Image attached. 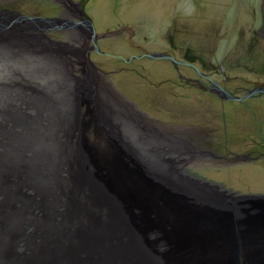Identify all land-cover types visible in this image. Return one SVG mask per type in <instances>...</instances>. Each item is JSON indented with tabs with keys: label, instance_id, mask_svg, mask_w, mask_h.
Here are the masks:
<instances>
[{
	"label": "water",
	"instance_id": "water-1",
	"mask_svg": "<svg viewBox=\"0 0 264 264\" xmlns=\"http://www.w3.org/2000/svg\"><path fill=\"white\" fill-rule=\"evenodd\" d=\"M59 1L78 21L0 11V33L45 39L44 31L74 28L83 35L81 46L36 41L65 71L48 90L26 86L38 94L36 114L32 105L15 114L19 107L3 100L21 124L0 120L8 134L0 139V264H264V194L187 173L182 160L193 152L144 119L136 120L146 136L123 129L112 118L117 103L99 99L102 76L90 52L101 53L99 38L130 28L96 33L86 0ZM218 92L243 100L264 86L241 98Z\"/></svg>",
	"mask_w": 264,
	"mask_h": 264
},
{
	"label": "rangeland",
	"instance_id": "rangeland-1",
	"mask_svg": "<svg viewBox=\"0 0 264 264\" xmlns=\"http://www.w3.org/2000/svg\"><path fill=\"white\" fill-rule=\"evenodd\" d=\"M64 4L69 3L59 0H5V5L0 7H8L9 11L29 16L78 21L74 15L71 18H61L63 9L60 5ZM261 4L262 0L85 1V11L91 18L96 33L126 27L135 31L132 39L123 31L99 38L97 44L101 53L95 50L90 52V59L102 77L104 74L103 80L110 84L116 97L129 103L128 105L134 104L135 106H130L143 117L141 119L159 122L160 128L168 129L169 125H178L196 129L192 134L201 149H205L201 145L203 135L214 133V137H217L216 146L206 149L216 155H227V158L216 159L206 155L205 159L195 160L187 156L181 166H184L183 169L187 166V173L221 183L226 188L243 194H264V158L243 163L230 160L235 155L254 148L250 144L247 125L251 122L253 135L257 138L259 125L252 123V111L260 113L258 118L263 121L264 127V96L263 101L250 100L253 109L249 104H223L222 101L208 97L206 92L195 91L194 87L187 86L181 78L195 76L199 71L212 78L219 76V73V78H226V83L230 86L239 84L249 88V80L264 76V59L254 56L259 46L257 33L253 30L261 29L264 21V5L262 7ZM73 29L44 31V34L53 40L52 43L62 44L70 41L67 31ZM74 33L77 35L74 38L81 42L79 30L74 29ZM17 35L19 38L16 40L21 45V33ZM30 38L31 48H34L37 40L45 42L39 36ZM84 42L87 47L93 45L92 41ZM52 43L49 47H54ZM139 46L144 49L140 50ZM147 52L172 53L175 56L173 58L184 60L185 63L180 61L175 64L167 59H152L145 55ZM186 61L194 63L198 69L186 65ZM221 64L224 66L222 73ZM178 65L179 74L183 77L177 74L175 66ZM233 88L238 87H231ZM5 95L10 97L9 94ZM198 97L202 100L199 101ZM224 123L229 133L227 146L223 142ZM234 141L236 142L232 146L231 142Z\"/></svg>",
	"mask_w": 264,
	"mask_h": 264
},
{
	"label": "bare ground",
	"instance_id": "bare-ground-1",
	"mask_svg": "<svg viewBox=\"0 0 264 264\" xmlns=\"http://www.w3.org/2000/svg\"><path fill=\"white\" fill-rule=\"evenodd\" d=\"M68 14H71V12ZM79 32L80 33L78 36H80L82 39L83 35L81 34L80 30ZM19 33H21V40L23 39L21 45H19L16 40V38H19L17 35ZM0 35V120L2 121L3 125H5L7 121L10 122L11 125V122L21 124V121L16 117H13L12 120V114L5 113V111L10 109V106L3 100L6 101L11 99L9 104H15L17 107H19V109L14 111L15 114L18 112H20V114H24L27 112V110L30 111L28 105H32L34 113L36 114L37 109L34 105L33 97H38V94L27 89L26 86L34 85L37 88L48 90L50 88L49 81H54V79H58L59 81L64 75L65 71L60 58H58V55L50 54L47 48L45 49V45H40L41 47L37 45V47L35 43L33 45L34 48L30 47L29 40H31V36L29 37L27 35L26 30H14L9 28L5 32L0 33ZM74 36H77L76 33H74ZM80 43L81 44L78 46L82 45V41ZM20 64H24V66H20ZM98 83L99 99L109 104L114 102L117 103L116 111L112 115V118L115 119L116 122L118 121L123 129H127L134 134L135 132H139L143 136L148 135V132L137 128V120H140L143 117L138 115L133 109L125 112V110L130 108V106L123 102V100H116V95L113 93V90L103 83L102 77ZM101 83L103 84L101 85ZM10 90L12 92L9 93L10 97L8 98L5 94H8V91ZM28 97L31 99H29V102L27 103ZM12 99L17 100V103H15ZM4 120L5 122H3ZM4 127L3 129L0 128V131L3 134V136L0 134V139L3 141V143H6L8 141L6 138L8 137V134L5 133ZM147 127L150 126L147 125ZM8 128L11 129V127ZM157 129L165 132V130L158 126L156 127V130ZM166 133L169 134L168 132ZM184 150L187 153L191 151L190 149ZM192 157H194V154ZM183 161L184 160H182V162Z\"/></svg>",
	"mask_w": 264,
	"mask_h": 264
},
{
	"label": "flooded vegetation",
	"instance_id": "flooded-vegetation-1",
	"mask_svg": "<svg viewBox=\"0 0 264 264\" xmlns=\"http://www.w3.org/2000/svg\"><path fill=\"white\" fill-rule=\"evenodd\" d=\"M0 5H5V0H0ZM78 2V1H76ZM264 0H262V4L261 6L263 7L264 5ZM60 7H62L63 9V12H62V15H61V18H71V16H73V7H71L69 4L68 5H60ZM1 10H8V7H0V11ZM69 12H71V14H68ZM263 18H264V15H263ZM76 20V18H75ZM68 39L70 40L69 44H71L72 46H78L80 43L79 41L74 38V29L73 30H68ZM123 32H126L128 33V37L130 39H132V36L134 35L135 31L132 30L131 28L130 29H126L124 30ZM254 33H257V38H258V46H259V49L258 51L254 53V56L255 57H262L261 59H264V21H263V24H262V27L261 29H257V30H253ZM55 37H57L56 34H53ZM72 35V36H71ZM252 38L256 39L255 36L251 35ZM53 40H51L50 37H47L45 38V44L46 45H51L50 43H52ZM49 43V44H48ZM263 45H261V44ZM53 44V43H52ZM254 46V45H252ZM139 49L142 50L144 49L143 47H140L139 46ZM172 55L173 57H175L172 53L170 54ZM178 61H184V60H180L178 58H176ZM220 61H222L221 63H223V59H221ZM219 61V62H220ZM188 62L186 65L188 66H191L195 69H198V67H196V65L190 61H186ZM185 63V61H184ZM180 65V64H179ZM175 66V69L177 70V74L178 76H182V74H179L180 71H179V67L180 66ZM182 66V65H181ZM185 66V65H184ZM220 72H224V66L221 64V67H220ZM103 77L102 79L105 77L104 74H102ZM218 75L220 76V74L218 73ZM217 76L216 78H212L210 77L209 75H207V73H204L202 71H199V73L195 74V76H184V80L183 78H181V81H183L187 86L195 89V91H201V92H206L207 93V96L208 97H211L217 101H222L223 104L226 103V102H229V103H233V104H236L237 106H242L243 104H249L250 105V100L252 99H255L256 101H263V96L264 94H260V93H256V94H253L252 96L248 97V98H245L243 100H229V99H225L221 96V94L218 92L219 90V87L227 90L229 93L235 95V96H238V97H244L247 95V93L249 92V90L253 89V88H256V87H259V86H264V76L262 75L261 76H258V78H254L253 80H249L248 83L251 84V87L249 88H245V87H241L239 84L237 85H232L230 86L229 84H227L226 82V78L224 79V77H220ZM253 81V82H252ZM103 83H105L107 86L110 87V84L108 82H106L105 80H103ZM230 83V82H228ZM233 84V83H232ZM238 87V88H233L231 89V87ZM111 88V87H110ZM116 88V86H115ZM117 89V88H116ZM118 90V89H117ZM119 91V90H118ZM120 92V91H119ZM121 93V92H120ZM125 97V96H124ZM126 98V97H125ZM199 101L202 100V98L198 97ZM116 100H121V99H118L116 97ZM125 102V101H123ZM126 104H129L127 102H125ZM134 103V102H133ZM131 105V104H130ZM129 105V106H130ZM134 105V104H132ZM131 105V106H132ZM128 108L129 110H131L132 108ZM135 106V105H134ZM253 105L251 104L249 107H251V109H253L252 107ZM136 108V107H134ZM257 110V109H256ZM260 113H257L255 112L254 110L252 111V118H253V122L254 125H259V132H258V137L255 138L254 135H253V128H252V125H251V122H249V124L247 125V129L249 130L250 132V144L254 147L252 148L250 151H247L246 153H240L239 155H235L234 158H231L230 160L232 162H240V163H243V162H252V161H260L261 159L264 158V127H263V121L261 119L258 118ZM148 122L152 125V126H155L157 127L159 122H155V121H150L148 120ZM159 127V126H158ZM161 129L165 130V132H168V136L171 137L172 139H174L176 142H182L184 144L185 147H187L188 149H190L193 153H191V157L193 154H196L198 157L195 158V157H192L193 159H198V158H207L206 155H211L213 158H216V159H224V158H227V155H216L215 153H212V151L206 149V147H210L213 145V146H216L215 145V140L217 139V137H214V133L211 135H207L205 136V134L203 135L202 137V143L201 145L204 146L205 149H201L195 142L197 141V139H195L193 137V134L192 132H196L195 130L196 129H187V128H184V127H181V126H173V125H169L168 129H166V127H161ZM222 131L223 133L225 134L224 136V146H227V143H228V140H229V133H228V127L227 125L224 123V125L222 126ZM234 131V130H233ZM164 132V131H163ZM236 141L234 142H231L232 146H234L233 144H235ZM222 144V141H220V146ZM251 146V147H252ZM205 155V156H204ZM215 156V157H214ZM190 161V160H189ZM185 163V162H183ZM182 163V164H183ZM188 164V162H187ZM184 167V166H183ZM187 166L185 167V171L187 170Z\"/></svg>",
	"mask_w": 264,
	"mask_h": 264
}]
</instances>
